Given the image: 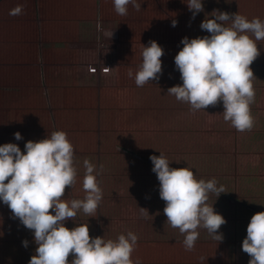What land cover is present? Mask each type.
<instances>
[{
	"label": "rangeland",
	"instance_id": "obj_1",
	"mask_svg": "<svg viewBox=\"0 0 264 264\" xmlns=\"http://www.w3.org/2000/svg\"><path fill=\"white\" fill-rule=\"evenodd\" d=\"M137 2L141 3L139 10L129 3L127 14L120 15L113 0H0V140L10 124L6 118L10 113L30 117L26 134L31 137L56 130L65 131L67 138L71 136L68 140L79 146H74V157H82V163L87 158L100 169L97 180L102 199L95 213L85 216L81 209V214L75 216L77 224H92L95 229L105 218H109L107 224L133 220L129 213L132 206L127 205L128 212L120 218L125 204L118 202L124 201L122 194L112 192L115 183L126 175V184L131 186L156 178L150 171L149 156L163 152L170 167L193 168L196 179L215 178L218 187L224 186V193L217 197L210 192L208 201L218 198L212 203L218 213L224 214L234 243L235 237L246 235L251 215L264 211V160L259 161V157L264 159V147H254L264 129L238 131L232 125L217 126V115V121L223 120L222 102L193 110L167 89L182 83L173 59L182 47V37L209 35L199 25L214 15L213 10L244 13L264 9V0H202L203 10L194 18L187 0ZM18 4L23 6L21 13L10 15V9ZM173 19L177 21L174 27ZM106 29L112 30L110 38ZM149 40H155L163 49L162 71L157 80L137 86L134 76L142 62V45ZM263 46L250 65L255 96L249 106L252 117L262 122ZM201 110L205 118L197 114ZM102 145L108 149L100 150ZM102 165L106 169L100 176ZM126 167L135 170L122 172L121 168ZM104 178L107 183L100 182ZM84 194L80 184L66 186L62 198L83 199ZM154 195L151 198L157 199ZM152 240L159 242L158 237ZM6 243L0 237V248ZM228 245L225 262L236 264V259L240 260L234 245L230 241ZM2 252L0 264H17L15 260L10 262L11 255ZM169 261L153 256L140 262Z\"/></svg>",
	"mask_w": 264,
	"mask_h": 264
},
{
	"label": "clouds",
	"instance_id": "obj_2",
	"mask_svg": "<svg viewBox=\"0 0 264 264\" xmlns=\"http://www.w3.org/2000/svg\"><path fill=\"white\" fill-rule=\"evenodd\" d=\"M129 3L137 10L141 8L137 0H113L120 15L127 14ZM186 5L193 18L203 10L202 0H187ZM22 7L18 4L9 14L19 15ZM212 12L214 15L204 18L199 25L209 35L181 38L182 47L173 59L182 83L169 87L167 92L189 103L193 110L222 102L223 119L238 131L250 130L253 117L249 106L255 96L250 65L260 54L256 41L264 39V21L257 17L249 21L237 12ZM176 23L171 20V26ZM105 31L110 38L112 30ZM162 55L163 49L155 40L142 45V62L134 76L137 86L159 78ZM128 75L132 77L133 72L129 70ZM13 136L22 139L18 131ZM149 159L159 182V197L165 202L163 213L170 226L183 234L186 250L193 248L199 228L206 229L213 239L222 240L218 229L226 220L207 201L210 192L216 197L224 193V186L218 187L215 178L196 179L188 167H170L162 153L150 155ZM83 165L84 197L66 201L62 195L65 187L75 182L76 168L74 149L65 131L56 130L43 139L27 140L23 152L16 143L0 144V203L33 230L36 248L27 264H140L139 259L134 262L130 258L138 239L132 231L119 234L116 239H105L90 237L87 223L71 229L65 226L77 210L92 217L102 199L97 180L100 169L87 158ZM27 244V240L22 241L23 246ZM241 249L250 257L248 264H264V211L251 215Z\"/></svg>",
	"mask_w": 264,
	"mask_h": 264
},
{
	"label": "crops",
	"instance_id": "obj_3",
	"mask_svg": "<svg viewBox=\"0 0 264 264\" xmlns=\"http://www.w3.org/2000/svg\"><path fill=\"white\" fill-rule=\"evenodd\" d=\"M263 10L262 8L258 7L256 10L255 9H250L249 11H245L244 13H238L241 15H244L247 19H252L253 17H257L260 20L264 21V16H259V12L256 13L257 11ZM264 13V12H263ZM249 20V21H250ZM254 38V37H253ZM257 43V48L261 49V44L264 43V39H261L259 41H256ZM264 48V46H263ZM264 61V58H263ZM218 103V102H217ZM8 121L10 120V124L8 125V129L7 132L5 133V135L3 137H1L0 140V144L2 143H6V142H12V143H16L21 151L22 149H24V143L27 140H40L45 138V136H50L51 133L47 134H37V138L31 137L33 135L30 136V134H26V129L29 125V116H23L22 113H13V114H9L7 117ZM6 119V121H7ZM20 123L21 125H16L15 123ZM19 132L21 134L22 139L20 140H16L13 136L14 132ZM39 138V139H38ZM69 139H72L71 136H68ZM71 143V142H70ZM72 144V143H71ZM73 149L74 146H77V144L73 145ZM84 146V145H83ZM82 146V147H83ZM79 149V146L76 147V149ZM84 149V148H82ZM101 149H108L106 148L105 145H102V147L99 148ZM84 150H88L89 149H84ZM83 150V151H84ZM102 159H104L102 157ZM101 160V158H100ZM74 166L76 168V178H75V182L73 183V187L74 185L77 186V184L82 185V181H83V176H84V165L82 163V157H79V155L74 157ZM102 172L101 175H104L105 173V166L102 165ZM99 177V176H98ZM106 180L100 181L101 183H104V181H106L107 183V178H104ZM99 184V182H98ZM100 186V185H99ZM68 188L70 186H67ZM81 187V186H80ZM124 198V201H122L121 199H118V202L123 205L125 204L127 206H132L131 210H130V214L133 217V220L131 221H127V222H121L119 221L118 224L114 223H109L107 224V221L109 220V218H105V220L103 221V223H101V226L98 227L97 229H95L93 227L92 224L88 225L89 227V232L92 235H98V233H96L97 231H102L103 234L106 233V231H115L116 235L118 236L120 234V232L117 231L118 227H122V228H126V224L128 226V228H133L134 231L136 233H138V235L140 236L138 240L139 242V247H138V254L133 257V261L135 262L137 259H139V261L142 260H149L150 258H152L153 256H157L159 257L160 254L157 253V251L155 250V247L157 246V240H155L153 242V238L155 239V237H157L158 231H156V229L158 230V224H160L159 226H162V223L167 222V217L166 215L163 213V209H161L159 206L164 207L165 202L164 201H159L161 198L159 197V195H154L157 199H152L151 195L146 196L142 199H138L140 200L138 203L136 204H127L128 198L130 199L132 196L129 195H122ZM65 198V197H63ZM62 198V199H63ZM159 199V200H158ZM66 201H71L70 198L68 199H64ZM156 200V201H155ZM212 201H217L218 202V198H214L212 200H209L208 203L212 204ZM214 204V211H216L218 209V207L216 206L215 203ZM113 208V207H112ZM144 208V209H141ZM49 211H51V209H49ZM105 212V210H103ZM108 212V211H106ZM11 210L7 207L6 205V211L5 209L1 210L0 209V237L3 238L7 243L5 244L4 247H1L0 250H2V254L1 255H11V261H23L24 263L21 264H27V261L30 259L31 255L34 254L35 252V243L33 240V230L26 228L20 221L18 218H15L12 216ZM95 213V212H94ZM92 213V215L94 214ZM123 213V212H122ZM218 213V212H217ZM9 214V215H8ZM81 211L78 210L76 212V215H80ZM111 214V212H110ZM119 214V212H118ZM85 215V213L83 214ZM89 215V214H88ZM106 215V214H105ZM153 215H156L157 218L154 219L152 218ZM75 216L71 219H68L65 221V226L69 229H71L72 227H74L78 220H75ZM86 216V215H85ZM119 217V216H118ZM122 217V215L120 216V218ZM74 224V226H73ZM129 224V225H128ZM156 225V226H155ZM108 226V227H106ZM166 230H164V234H161L163 236V238H158V240H161L164 243H167V245L169 247H166V249H170V254L173 256V259H176V250L178 252V248L179 246H183V249H181V252L179 251V257L183 256V259H179L176 260V262L173 261H169L168 264H203L202 260L200 258V253L201 251H205L207 252V255L209 253H214L215 251L218 250V252H220L221 245L224 244V252H225V257H226V252L230 249L229 245H228V241H230L231 244L234 245V251L237 254V256L239 257V262L236 259V264H248V260H249V255L247 253H245L244 251H242V249H240V245H241V241L244 237H235L234 239V243L232 242L233 240V234L231 231L228 230L227 225L223 228H219L218 231L223 235H225V238H222V240L217 241L215 239H213L211 236H209L205 242H201V243H196V242H200V241H196L193 248L191 250H186L183 242H179L181 233L179 232L178 228H174L170 225H168V222L166 225L163 224V226ZM241 230V228H240ZM198 231L200 232H207L206 229L204 228H199ZM246 231V229H245ZM170 234H169V233ZM149 234L148 236H144L143 234ZM207 234V233H206ZM237 235V234H236ZM18 236V237H16ZM165 236V237H164ZM143 238H150L149 240H145L143 241ZM23 240H27L28 244L27 246H23L22 245V241ZM208 240L214 241L213 244L209 243ZM156 243V245H154ZM173 244V247L177 244H179L178 246L171 247ZM8 245V246H6ZM240 246V247H239ZM180 250V249H179ZM167 255V254H166ZM135 258V259H134ZM67 259L70 261L72 259V254L70 253L69 256L67 257ZM162 260H164V258H162ZM215 260L216 264H232V263H227V262H223L220 260H217L216 258H213V261ZM238 262V263H237ZM12 264H16V263H12ZM140 264H145L144 262Z\"/></svg>",
	"mask_w": 264,
	"mask_h": 264
},
{
	"label": "trees",
	"instance_id": "obj_4",
	"mask_svg": "<svg viewBox=\"0 0 264 264\" xmlns=\"http://www.w3.org/2000/svg\"><path fill=\"white\" fill-rule=\"evenodd\" d=\"M259 12V16H264V11L263 10H260V11H257L256 13H258ZM203 110H201V111H198L197 112V114L199 115V116H202V117H204L205 118V113H203L202 112ZM251 112V111H250ZM219 113V112H218ZM220 114H223L222 112H220ZM188 115H189V113H188ZM251 115H252V112H251ZM184 116L186 117L187 115L186 114H184ZM222 117H223V115H222ZM217 120H218V115H217ZM223 119V118H222ZM214 121V124L215 125H220V127L221 126H223V125H226V126H228V127H230L231 126V123H230V121H225L224 119L223 120H221V121ZM255 120H256V122L257 123H255ZM178 122H180V121H178ZM181 123V122H180ZM179 125V124H178ZM199 125H201V124H199ZM254 127H257V128H263L264 129V122H262V121H257V119L256 118H253V127L252 128H254ZM251 128V129H252ZM263 135H264V133H261L260 132V134H259V136L257 137L258 138V142H257V144H255V146L254 147H256V149H258V150H260L259 148H262V147H264V145H263V140H264V137H263ZM252 138H253V136H252ZM163 153V152H162ZM159 154L160 153H157V154H155V155H157V156H159ZM164 155V154H163ZM165 156V155H164ZM166 157V156H165ZM264 160L263 159V157H259V161L260 162H262V161ZM151 168L152 167H150V171H151ZM190 169H192L193 170V168H190ZM133 170H135L134 168H129V167H126V168H121V171L122 172H124V173H128V172H131V171H133ZM152 172V171H151ZM129 182V177H128V175H126V176H121V181H120V179L115 183V185H116V187L113 189V191L112 192H115V193H117V194H122V195H129V196H132L130 199L128 198V201H127V204H136V203H138L140 200H138V199H142V198H144V197H146V196H149V195H151V194H157V195H159L158 194V191H159V188H158V186H159V182H158V180H157V178H151L149 181H144L143 183H136V184H134L133 186H131V184H126V183H128ZM150 182H152V183H150ZM149 185H151V186H149ZM106 193H107V191H106ZM207 203H208V201H207ZM0 209L1 210H3V209H5V211H6V204H3V203H0ZM127 209V210H126ZM126 210V211H125ZM123 214H122V216L126 213V212H128V208H123ZM215 212H218V209L215 211ZM219 213L220 214H223L221 211H219ZM9 215V214H8ZM10 215H11V213H10ZM223 216H224V214H223ZM163 224L164 225H166L167 224V222H164V223H162V226H163ZM160 224H158V230L156 229V231H158V234H157V237L158 238H163V236L161 235V234H164V230H166L164 227H162V226H159ZM168 225H170L169 223H168ZM156 226V225H155ZM221 226H223V227H225L226 226V223H224V224H222ZM126 227L128 228V226H127V224H126ZM117 231L118 232H120V234H126L128 231H132L133 233H135L136 235H137V237H138V239H137V242H136V245H135V247L133 248V251H132V253H131V259H133V257H135L137 254H138V247H139V242H138V240H140L139 239V235H138V233H136L135 231H134V229L133 228H130V229H127V230H124V228H122V227H118V229H117ZM100 232H102V231H97L96 233H98V235L99 236H103L105 239H116L117 238V235H116V233H115V231H106V233L105 234H100ZM199 232V236H198V238H197V240L196 241H200V242H196V243H201V242H205L206 241V239L210 236L209 234H208V232H205V233H203V232H200V231H198ZM169 233V232H168ZM207 233V234H206ZM170 234V233H169ZM89 235H90V237H94V235H92V232H91V234H90V232H89ZM149 234L147 233V234H143V237L144 236H148ZM16 237H18V236H16ZM165 237V236H164ZM222 237L223 238H225V235L223 234L222 235ZM159 242L157 243V246L155 247V250L157 251V253L158 254H160L159 255V259L160 258H164V260L165 259H169V260H172L173 262H176V260H181V259H183V256H180L179 257V251L181 252V249H183V246H179V248H178V252H177V250H176V259L174 260L173 259V256L170 254V249H169V251H168V249H166V247H169L168 245H167V243H164V242H162L161 240H158ZM209 241V243H211V244H213V242L214 241H211V240H208ZM154 242V241H153ZM179 242H183V234H181V236H180V239H179ZM154 245H156V243L154 244ZM179 244H177V245H175L174 247H176V246H178ZM241 246V245H240ZM239 246V247H240ZM171 247H173V244H172V246ZM174 247H173V249H174ZM224 247H225V245L224 244H222L221 245V248H218V249H220V252H218V250L217 251H215V254L214 253H209L208 255H207V252H205V251H201V255H200V258H201V260H202V263L203 264H216L215 263V260L213 261V258H216L217 260H220V261H222V263L223 262H225V259H226V257H225V252H224ZM180 249V250H179ZM240 249H241V247H240ZM167 254V255H166ZM228 263V262H227Z\"/></svg>",
	"mask_w": 264,
	"mask_h": 264
}]
</instances>
